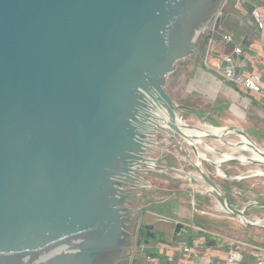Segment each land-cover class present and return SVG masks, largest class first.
I'll return each mask as SVG.
<instances>
[{
  "label": "water",
  "instance_id": "95a60500",
  "mask_svg": "<svg viewBox=\"0 0 264 264\" xmlns=\"http://www.w3.org/2000/svg\"><path fill=\"white\" fill-rule=\"evenodd\" d=\"M221 2L0 0V264H97L128 238L120 186L158 125L143 113L158 99L177 115L164 88L213 37ZM181 128L205 130L169 123L188 144ZM193 168L224 213L260 227L246 219L258 204L238 209Z\"/></svg>",
  "mask_w": 264,
  "mask_h": 264
},
{
  "label": "rangeland",
  "instance_id": "374dc122",
  "mask_svg": "<svg viewBox=\"0 0 264 264\" xmlns=\"http://www.w3.org/2000/svg\"><path fill=\"white\" fill-rule=\"evenodd\" d=\"M211 58L212 56L209 57V62ZM209 62L205 60V52L202 50L196 56L194 65L188 63L182 70H178L164 88L166 94L178 107L176 112L178 117L185 127L205 130H240L246 133L260 150L264 151V144L259 139L260 126L254 123L252 116H248L246 121H239L237 116L229 112L230 105L221 99L209 101L204 96L187 92L189 81L199 66L202 65L207 72L215 75ZM222 80L229 82L223 78ZM233 111L241 115L234 108ZM159 123L165 128L164 123ZM151 134L155 137L147 140L153 145H149L144 154L145 158L154 162L153 168H137L144 173L136 170L132 173V178L124 181L132 183L120 186L126 192L122 198L121 207L127 213L126 218L133 225V229L128 231L126 227L124 231L137 237L131 246L123 249V256L129 257L136 254L143 248L142 245L145 242L153 244L157 240H162L163 235L158 231L160 230L158 223L156 224L153 220L147 221V213L153 211L154 207L164 209L163 207L166 206L165 211L175 218L173 224L187 228L191 227L188 226L189 221L195 222L194 225L209 233L211 238L223 246L227 240L238 239L249 243L256 237H262L264 222L259 228H251L243 225L239 219L220 211L215 198L207 191L209 187L199 181L197 172L193 168V165L199 163L200 170L218 186L228 202L238 209H243L249 204H258L246 212V219L250 222L263 221L264 164L260 162L261 164L258 165L251 162L253 159H249L244 151L245 144L239 142L238 137L223 134L217 139L206 138L205 135L197 137L201 143L196 144L195 148L206 157L199 161L192 152L190 144L169 132L167 128L158 129L156 133ZM220 140L223 143H220ZM234 145H236L235 148ZM224 186H227L228 195ZM158 220L159 223H163L161 218ZM143 226L153 228L150 233H155L154 240L147 239L144 235L145 231L141 233L142 238H138L136 232ZM169 227L172 232L176 229L175 225L172 227L169 225ZM137 242L139 245H135Z\"/></svg>",
  "mask_w": 264,
  "mask_h": 264
},
{
  "label": "crops",
  "instance_id": "0c3cea01",
  "mask_svg": "<svg viewBox=\"0 0 264 264\" xmlns=\"http://www.w3.org/2000/svg\"><path fill=\"white\" fill-rule=\"evenodd\" d=\"M256 9L261 20L262 32L252 23L254 20L251 16L252 10ZM220 28L221 34L233 35V42L227 46H218V50L222 54H230L233 47H239L243 50L241 58H237L235 64L238 71H247L259 73L261 77L262 95L251 93L240 86L223 81L222 78H216L210 72H207L201 65L195 69L192 78L189 81V94H198L204 96L209 101L221 99L230 105L229 112L237 116L239 121H246L248 116L254 118V123L260 126V140L264 144V0H246V2L235 4L234 0L226 6L224 16L222 18ZM262 34V35H261ZM217 39H220L217 37ZM219 42V41H218ZM238 110L242 115H238L233 111ZM245 118V119H244ZM249 122V121H247ZM183 203V202H181ZM195 203V202H194ZM184 206V205H182ZM160 213L149 211L147 213V221L158 223V231L163 235L162 240H157L153 244L144 243L143 248L139 250L135 257L140 264H226L225 257L228 246H223L211 238L209 233L194 225L193 221H189L188 226H182L178 229L169 230V225L173 224L175 218L170 213L158 216ZM158 218L169 219L168 222L159 223ZM158 221H157V220ZM165 224V225H164ZM167 224V225H166ZM201 230V231H199ZM176 231V232H175ZM175 232V233H174ZM193 233V241L196 240V247L188 260L183 253L177 248L178 244H184L183 239L188 233ZM155 235V233H152ZM213 242L211 245L207 242ZM150 239V238H149ZM259 239V241H258ZM254 241V242H253ZM252 242H247L252 248L247 249L243 253V259L238 264H255L256 251L254 248L264 249V234L254 238ZM186 244V243H185ZM191 246V245H188ZM156 250V256L150 257L147 250ZM150 258V262L146 258Z\"/></svg>",
  "mask_w": 264,
  "mask_h": 264
},
{
  "label": "built area",
  "instance_id": "2783aa9c",
  "mask_svg": "<svg viewBox=\"0 0 264 264\" xmlns=\"http://www.w3.org/2000/svg\"><path fill=\"white\" fill-rule=\"evenodd\" d=\"M235 4L246 2V0H234ZM231 2V0H222L215 16L214 21L210 27V29L205 34H213V37L208 39L205 43L204 50L205 52V60L209 62V57L212 56L211 61V69L214 71L217 77H221L235 86H240L243 89L258 95H262V87H261V77L259 73H250L247 71H238V66L235 64L237 58H241L243 55V50L239 47H233V50L230 54H222L217 49L218 46H227L232 44L233 35L231 34H221L220 28L222 23H220L221 19L224 16V10L226 6ZM251 16L254 20H252L254 26L258 29V31L262 32L263 26L261 20H259V14L256 9L252 10ZM219 21V27L216 29L215 24ZM262 35V34H261ZM219 37L220 39H217ZM219 41V42H218ZM264 47V44H263ZM213 61V62H212ZM194 205V204H193ZM162 222H167L166 220H161ZM200 231V230H199ZM138 235V232H136ZM137 237L134 235V241ZM197 241H192L191 246H187L185 244H178L177 248L180 252L183 253V256L186 259L191 258V254L196 247ZM135 245H139L137 242ZM225 246H228L229 249L226 251L225 262L226 264H238L243 259V253L252 248L247 242L234 239L227 240L225 242ZM256 251V262L255 264H264V249L254 248ZM136 254H132L128 257V264H133L132 261L135 260L134 264H140L136 261ZM146 261L150 262V258H146Z\"/></svg>",
  "mask_w": 264,
  "mask_h": 264
},
{
  "label": "bare ground",
  "instance_id": "6f19581e",
  "mask_svg": "<svg viewBox=\"0 0 264 264\" xmlns=\"http://www.w3.org/2000/svg\"><path fill=\"white\" fill-rule=\"evenodd\" d=\"M149 105V107H147V109H149V108H152V109H156V110H159V111H153V112H149V114L147 113V111H145V113H143V115H145V116H152V118H155L154 120L155 121H157L156 122V124H158V125H153V127L154 128H157V129H152V128H149V127H145L146 129H145V136L144 137H142V139H143V141L144 142H146V140H147V136L150 134V136H148L149 138H154L155 137V135H153V134H151L152 132H155L156 133V131L158 130V129H161V128H164V126H162L159 122H162V123H164L165 124V128H168V126H169V123H176V125L178 126V127H180V126H182L183 125V122L181 121V119L177 116V115H171L170 114V112H169V110L168 109H171L172 110V112L173 113H175V109H174V107L173 106H167V105H165L164 103H162L161 101H159L158 99L156 100V103H153L151 106H150V104H148ZM201 126V125H200ZM197 127V126H196ZM147 129H148V131H147ZM181 130H182V132L184 133V134H187L188 136H194V137H192L194 140H190L191 142H189L191 145H193V146H196V144H198V143H201V141L199 140V138H197V137H199V136H201V135H205V133H207V132H211V133H213V134H215V135H218V136H221L222 134L224 135V136H229V135H231V133H229V131L228 130H220V129H211V130H204V131H202V130H196V129H194V130H187V129H185V128H181ZM148 138V139H149ZM239 138V142H243L244 144H245V152L248 154V156H249V159H253V160H256V161H259V162H261L262 164H264V158L258 153V152H256L255 151V149L254 148H252L250 145H249V143H248V141L246 140V139H244V138H242V137H238ZM222 139V138H221ZM220 143H223V141L222 140H220L219 141ZM235 146L236 145H234L233 147L235 148ZM236 148H238V146L236 147ZM232 149V148H231ZM240 149V148H239ZM241 150V149H240ZM258 150L262 153V154H264V151L263 150H260L259 148H258ZM142 151H144V148H143V150ZM146 151V150H145ZM144 151V152H145ZM208 151V150H207ZM218 154V153H217ZM197 156L201 159V158H205L206 159V157H205V155L203 154V153H200L199 151H197ZM231 155L229 154V157H230ZM243 157H241V159H242ZM200 161V160H199ZM134 164H136V166L134 167V168H145V169H152L153 168V166H154V162L152 161V160H150V159H145V161L144 160H136V162L134 163ZM133 165V164H132ZM195 165H199V163H197V164H195ZM144 173V172H143ZM178 175V174H177ZM197 177H198V179L200 180L201 178H200V176H199V174H197ZM175 178V177H174ZM184 178V177H183ZM140 182V181H139ZM138 182V183H139ZM141 183V182H140ZM200 185V184H199ZM137 186V185H136ZM202 186V185H201ZM139 187V186H138ZM205 188V187H204ZM207 191L208 192H210L211 191V189L210 188H208L207 189ZM218 207H219V210L220 211H223L222 210V208L220 207V205L218 204ZM224 212V211H223ZM256 223H262V221H260V220H257L256 221Z\"/></svg>",
  "mask_w": 264,
  "mask_h": 264
},
{
  "label": "flooded vegetation",
  "instance_id": "af4514ba",
  "mask_svg": "<svg viewBox=\"0 0 264 264\" xmlns=\"http://www.w3.org/2000/svg\"><path fill=\"white\" fill-rule=\"evenodd\" d=\"M127 230L133 229V225H126ZM143 229V227L138 229V238H142L139 232ZM127 231V232H128ZM128 238L123 239L122 242L118 243L116 248L105 249L99 254L95 261L97 264H125L127 263V256H123V249H127L131 244H133L134 236L128 232ZM146 236V234H144Z\"/></svg>",
  "mask_w": 264,
  "mask_h": 264
},
{
  "label": "trees",
  "instance_id": "16d2710c",
  "mask_svg": "<svg viewBox=\"0 0 264 264\" xmlns=\"http://www.w3.org/2000/svg\"><path fill=\"white\" fill-rule=\"evenodd\" d=\"M224 188H225V192H226V194L228 195L229 194V191H228V189H227V186H224ZM164 209H160V208H156V207H154L152 210L153 211H156V212H159L160 214H162V215H165L167 212L165 211L166 210V206L165 207H163ZM169 210V209H168ZM195 223V222H194ZM140 234L141 233H144V230L142 229L140 232H139ZM145 234V233H144ZM152 234V233H151ZM155 236V235H154ZM146 238L147 239H149V237H147L146 236ZM194 238V235H193V233H188L186 236H185V238L183 239V242H184V244L185 245H191L192 244V239ZM207 238V242L209 243V245H211L213 242H209L208 240L210 239L209 237H206ZM154 239H155V237H154ZM153 239V240H154ZM147 254L148 255H150V257H155L156 256V250H147Z\"/></svg>",
  "mask_w": 264,
  "mask_h": 264
}]
</instances>
